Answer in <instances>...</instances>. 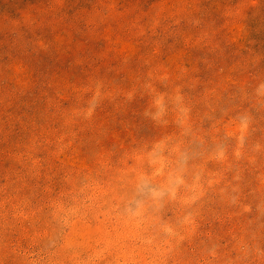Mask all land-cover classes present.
Returning <instances> with one entry per match:
<instances>
[{
    "label": "rangeland",
    "instance_id": "1",
    "mask_svg": "<svg viewBox=\"0 0 264 264\" xmlns=\"http://www.w3.org/2000/svg\"><path fill=\"white\" fill-rule=\"evenodd\" d=\"M262 86L264 0H0V264H264Z\"/></svg>",
    "mask_w": 264,
    "mask_h": 264
},
{
    "label": "clouds",
    "instance_id": "2",
    "mask_svg": "<svg viewBox=\"0 0 264 264\" xmlns=\"http://www.w3.org/2000/svg\"><path fill=\"white\" fill-rule=\"evenodd\" d=\"M264 87V86H262ZM97 100H98V97H94L93 100L90 102V107H89V110H88V115H91L92 111L95 109L96 107V104H97ZM155 105H156V108H157V112L155 113L154 115V119H159L166 111V108H165V105H164V102H163V98H160V99H157L155 101ZM158 195H163V193H157Z\"/></svg>",
    "mask_w": 264,
    "mask_h": 264
}]
</instances>
